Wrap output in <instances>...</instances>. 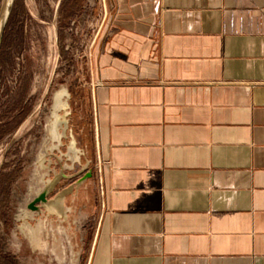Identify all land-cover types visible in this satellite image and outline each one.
<instances>
[{"label":"crops","instance_id":"obj_1","mask_svg":"<svg viewBox=\"0 0 264 264\" xmlns=\"http://www.w3.org/2000/svg\"><path fill=\"white\" fill-rule=\"evenodd\" d=\"M98 4L99 201L44 211L25 264H264V0Z\"/></svg>","mask_w":264,"mask_h":264},{"label":"rangeland","instance_id":"obj_2","mask_svg":"<svg viewBox=\"0 0 264 264\" xmlns=\"http://www.w3.org/2000/svg\"><path fill=\"white\" fill-rule=\"evenodd\" d=\"M5 4L6 0H0V23ZM70 7L69 0H15L3 35L0 264H25L28 257H34L30 241L44 214L26 212L27 203L56 174L73 173L87 165L75 178L92 170L93 175L80 187L75 206L81 209L76 212L82 213L84 207L89 211L90 202L94 206L99 201V163L85 56L90 44L87 38L96 29L91 23L93 17L98 18L100 5L98 0H80L73 15H67ZM60 93L64 96L59 102ZM72 181L62 178L52 196ZM47 218L49 224H56V215Z\"/></svg>","mask_w":264,"mask_h":264},{"label":"water","instance_id":"obj_3","mask_svg":"<svg viewBox=\"0 0 264 264\" xmlns=\"http://www.w3.org/2000/svg\"><path fill=\"white\" fill-rule=\"evenodd\" d=\"M15 0H6L1 25H0V47L3 39V35L5 32V28L8 24L9 17L13 8ZM59 110V109H57ZM58 117H62L57 113ZM87 168V165H84L82 169L79 171H75L73 173L64 174V173H58L56 174L48 183L47 186L44 187V189L37 195V197L33 200V202L30 203L29 207L35 209L37 208L40 212L48 211L50 214L56 215L59 219L66 221V197L67 195L71 194L74 189L76 191L78 190L79 186L84 184L85 180L90 178L93 173L91 169H88L82 177L75 180V178L81 174V172L85 171ZM62 178L66 179H73L74 182L70 183L64 188H61L56 192V194L51 198L48 199L47 196L54 191L55 187L59 184ZM39 203V207H35V204ZM56 204L57 208L50 209L49 206Z\"/></svg>","mask_w":264,"mask_h":264},{"label":"flooded vegetation","instance_id":"obj_4","mask_svg":"<svg viewBox=\"0 0 264 264\" xmlns=\"http://www.w3.org/2000/svg\"><path fill=\"white\" fill-rule=\"evenodd\" d=\"M72 182H74V180L72 181ZM48 183L49 182H47L40 190H39V192L36 194V196L29 202V203H27V207H28V210L29 211H26V212H30V211H33L35 214H37V213H40V211L37 209V208H35V209H33V208H31V207H29V205H30V203L31 202H33V200L37 197V195L44 189V187L45 186H47L48 185ZM53 196H52V192L47 196V198L48 199H51ZM39 207V203H36L35 204V207Z\"/></svg>","mask_w":264,"mask_h":264},{"label":"trees","instance_id":"obj_5","mask_svg":"<svg viewBox=\"0 0 264 264\" xmlns=\"http://www.w3.org/2000/svg\"><path fill=\"white\" fill-rule=\"evenodd\" d=\"M70 2V9H68L67 15L74 13L75 9L78 8L77 5L80 3V0H71Z\"/></svg>","mask_w":264,"mask_h":264},{"label":"bare ground","instance_id":"obj_6","mask_svg":"<svg viewBox=\"0 0 264 264\" xmlns=\"http://www.w3.org/2000/svg\"><path fill=\"white\" fill-rule=\"evenodd\" d=\"M0 25H1V24H0ZM58 96H59V97H58L57 99H58L59 102H60V101L62 100V98H63L64 95H63V93H60V94H58ZM63 104H64V103H63ZM58 105H59V104H58ZM59 109H60V108H59ZM49 208H50V209H55V208H57V205H56V204H53V205L49 206Z\"/></svg>","mask_w":264,"mask_h":264}]
</instances>
